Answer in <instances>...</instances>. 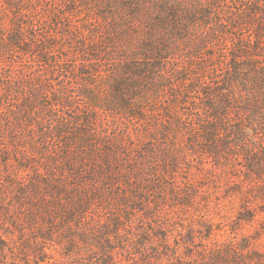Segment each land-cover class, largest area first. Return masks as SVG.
I'll use <instances>...</instances> for the list:
<instances>
[{"label":"rangeland","instance_id":"obj_1","mask_svg":"<svg viewBox=\"0 0 264 264\" xmlns=\"http://www.w3.org/2000/svg\"><path fill=\"white\" fill-rule=\"evenodd\" d=\"M8 1L0 0V264H264V49L255 63L240 52L235 60L226 37L192 60L186 34L175 64L138 50L130 62L141 72L114 83L116 65L87 44L89 11L15 0L14 17ZM192 79L207 96L227 89L224 142L197 131ZM115 84L143 108L109 104Z\"/></svg>","mask_w":264,"mask_h":264},{"label":"trees","instance_id":"obj_2","mask_svg":"<svg viewBox=\"0 0 264 264\" xmlns=\"http://www.w3.org/2000/svg\"><path fill=\"white\" fill-rule=\"evenodd\" d=\"M237 1L233 0V3L236 2L233 5L230 0H67L66 4L74 11L85 9L90 12L88 16H94V20L87 18L92 24L88 31L98 34L89 37L87 44L91 46L95 58L116 65L114 83H129L134 80L131 77L133 69L135 73L141 72L131 66L130 59L134 53L139 50L153 61L173 65L175 62L171 57L175 45L186 34L191 35L185 37V45L187 57L192 60L199 57L197 54L203 53L208 44L214 45L227 37L232 42L233 47L230 48L235 60L239 57L236 52H240L245 61L255 63L258 54L255 50L264 49V0H240L241 4ZM8 2L14 6L16 17L15 0ZM137 28L145 29V34L131 39ZM3 29L4 25L0 22V34ZM124 39L128 41L119 45ZM20 40V36L16 40V34L11 35V49ZM122 47L124 49L120 53L118 49ZM254 67L262 69L261 64ZM174 70L179 71L178 68ZM156 75L162 77L164 73L159 71ZM189 82L191 87L188 89L198 91L197 105L200 104L198 107L203 113H192L197 120L194 124H199L197 131L205 133L212 142H224L226 133L222 130L226 128L224 120L229 110L227 89L222 84L216 85L210 89L213 95L207 96L204 93L209 91V87L201 89L199 79ZM125 86L115 84L119 96L112 97L109 104H118L121 109L134 114V111L143 108V98L138 101L134 98L135 94L125 93ZM199 90L203 91V95H199Z\"/></svg>","mask_w":264,"mask_h":264}]
</instances>
